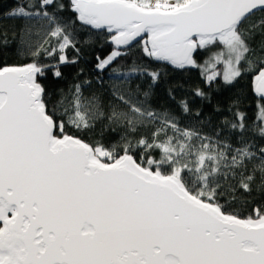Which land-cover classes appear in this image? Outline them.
Wrapping results in <instances>:
<instances>
[{
    "label": "snow or ice",
    "instance_id": "snow-or-ice-1",
    "mask_svg": "<svg viewBox=\"0 0 264 264\" xmlns=\"http://www.w3.org/2000/svg\"><path fill=\"white\" fill-rule=\"evenodd\" d=\"M66 8L75 19H63ZM256 12H264V0H29L14 8L11 17L29 22L25 35L38 38H22L31 63L0 67V264H264V205L241 217L220 203L257 183L264 190V147L244 138V113L225 122L239 137L229 142L221 131L181 127L152 109L149 92L134 102V92L114 84L112 96L127 111L110 105L106 113L81 84L50 107L39 82L46 70L59 78L61 65L78 62L72 28L79 21L109 33L114 50L97 57L100 71L144 34V54L177 68L198 66V49L221 45L212 67L223 64V80L232 84L246 64L264 99V57L252 46L260 35L264 53V19L244 27ZM31 22L44 31L32 33ZM42 56L56 62L42 64ZM141 71L153 84L160 78L135 66L112 69L122 82ZM181 107L191 111L186 101ZM257 119L264 138V105ZM102 120L124 128L119 143H89L65 131H90Z\"/></svg>",
    "mask_w": 264,
    "mask_h": 264
},
{
    "label": "trees",
    "instance_id": "trees-1",
    "mask_svg": "<svg viewBox=\"0 0 264 264\" xmlns=\"http://www.w3.org/2000/svg\"><path fill=\"white\" fill-rule=\"evenodd\" d=\"M27 2L29 0H0V67L32 62L22 44V38L34 42L38 37L25 35V28L29 26V22L9 15L14 8ZM63 2L67 4V0ZM62 16L65 20L75 19L70 8H66ZM260 19H264V12H257L249 17L244 27L248 28L253 23H258ZM30 30L32 33L44 31L42 26L36 22H31ZM72 31L76 47L80 49L78 62L61 65L62 76L59 78L54 76L53 69L46 70L44 76L39 78V82L46 89L50 107L58 103L62 94L69 96L75 84H81L85 96L95 95L101 99L106 113L110 110V105H116L119 111H127L125 106L119 104L112 96V87L117 84L124 91L135 93L134 102L144 101L143 93L149 92L147 105L158 112H169L180 121L181 127H195L207 135L221 131L229 142L239 137L226 127L225 122H236V113L242 112L245 114V124L248 129L244 138L257 147H264V138L258 133L259 121L257 119L259 107L264 103L253 93L252 83L255 71L247 70L245 64L244 74L232 84L224 82L222 71L218 72L220 75L211 83L207 81V76L223 67V64H217L213 68L211 60L213 54L221 50V45L199 49L195 55L198 66L177 70L147 57L143 52V44L138 42L122 50L127 54L118 58L111 67L100 71L96 68L97 57L103 59L114 50L109 40V33L94 31L83 26L79 21L73 25ZM261 40L262 37L256 35L252 42V46L257 50L256 57H264V53L260 51ZM67 55L72 59L77 56V53L69 48ZM55 62L54 58L43 56L40 60L42 64H54ZM134 66L147 69L148 72H159V80L153 84L151 78L143 71L133 74L126 82L115 80L113 68L126 73ZM84 81L91 83L90 85L85 84ZM198 89L205 93L204 97L196 94ZM181 101L188 103L190 112L183 111ZM57 112H60L59 107H57ZM197 112L200 113L198 117ZM65 131L69 135L80 136L89 143L99 141L108 146L120 142L124 128L117 126L113 130L106 120H102L98 121L96 127L90 131H78L70 125H66ZM153 155L158 156L159 153L154 152ZM251 167L252 165H249V168ZM220 203L225 205L227 212L246 217L252 214L254 207L264 205V190L257 183L251 193L243 191L233 192L230 195L226 193Z\"/></svg>",
    "mask_w": 264,
    "mask_h": 264
},
{
    "label": "water",
    "instance_id": "water-1",
    "mask_svg": "<svg viewBox=\"0 0 264 264\" xmlns=\"http://www.w3.org/2000/svg\"><path fill=\"white\" fill-rule=\"evenodd\" d=\"M256 13H257V12H256ZM87 27L91 28V29L94 30V31H99V32H101V31H106V32H107L106 29H95V28H92V27H90V26H87ZM147 39H148L147 34H144V35H142L141 37H138L137 40L133 42L132 46H134V45L137 44L138 42H141L142 44H144V41L147 40ZM113 46H114V45H113ZM132 46H131V47H132ZM127 49H128V48H127ZM122 50H126V49H123V48H122L121 51H122ZM198 50H199V49H198ZM198 50H197V52H198ZM197 52H196V53H197ZM195 55H196V54H195ZM152 59H153L154 61L160 63V64H165V65H167V66H169V67H171V68H173V69H177V70H180V69H186V68H189V67H190V66H187V67H185V68H177L176 66L172 65L171 63H169V62H167V61H160V60H156V59H154V58H152ZM10 66H13V65H10ZM15 66H20V65H15ZM252 88H253V93H254L255 97H256L257 99L262 100L263 103H264V99H261V98L259 97V95L255 92V90H254V83H252Z\"/></svg>",
    "mask_w": 264,
    "mask_h": 264
},
{
    "label": "rangeland",
    "instance_id": "rangeland-1",
    "mask_svg": "<svg viewBox=\"0 0 264 264\" xmlns=\"http://www.w3.org/2000/svg\"><path fill=\"white\" fill-rule=\"evenodd\" d=\"M224 70H225V69H224V65H223L222 69L215 70V72H219V71L221 72V71H222V75H223V73H224ZM210 75H211V74H210Z\"/></svg>",
    "mask_w": 264,
    "mask_h": 264
}]
</instances>
